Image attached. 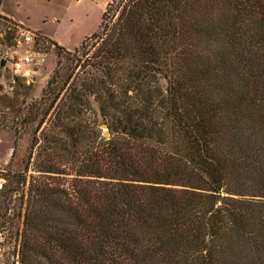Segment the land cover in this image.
I'll return each instance as SVG.
<instances>
[{
	"label": "trees",
	"instance_id": "obj_1",
	"mask_svg": "<svg viewBox=\"0 0 264 264\" xmlns=\"http://www.w3.org/2000/svg\"><path fill=\"white\" fill-rule=\"evenodd\" d=\"M52 43L40 124L70 91L110 136L42 149L20 264H264V0H111L74 51Z\"/></svg>",
	"mask_w": 264,
	"mask_h": 264
},
{
	"label": "rangeland",
	"instance_id": "obj_2",
	"mask_svg": "<svg viewBox=\"0 0 264 264\" xmlns=\"http://www.w3.org/2000/svg\"><path fill=\"white\" fill-rule=\"evenodd\" d=\"M111 0H2L3 12L22 26L42 36L45 61L39 68L34 82L26 84L18 81L13 89L0 84V160L2 164L9 162L7 171V190H16L14 195L6 198L0 193V264H20V234L24 221V210L27 192L32 181L41 173L37 166L43 156L42 149L50 152V146L57 147L63 154L62 147L72 151L74 145L80 149L97 146L100 137H109L110 130L102 120V104L93 96L81 100L70 98V91L62 93L54 107L49 109L44 122L40 119L44 112L38 108L43 102L49 106L50 101L43 91L46 89L58 62L57 43L67 50L74 49L98 30L103 13ZM48 43V44H47ZM77 74L81 66L77 62L66 63ZM76 66V67H75ZM165 71L160 73L159 97L156 103L165 105L167 96V80ZM75 75L70 80L72 82ZM68 88V85H67ZM69 99L74 109L68 107ZM82 99V100H83ZM103 124L106 126L104 127ZM104 132L109 135L105 136ZM79 139V142L76 141ZM61 170L66 173L75 172L72 168L74 159L64 155L59 160ZM50 180L52 175L44 173ZM58 176V175H57ZM72 175L62 174L56 177L65 183ZM17 178L21 179L18 183ZM26 178V182L24 181ZM34 182V181H33ZM25 194V196L23 195Z\"/></svg>",
	"mask_w": 264,
	"mask_h": 264
},
{
	"label": "built area",
	"instance_id": "obj_3",
	"mask_svg": "<svg viewBox=\"0 0 264 264\" xmlns=\"http://www.w3.org/2000/svg\"><path fill=\"white\" fill-rule=\"evenodd\" d=\"M44 41L42 36L0 14V84L13 89L18 81L34 82L47 54L41 51ZM9 164L0 160V193L8 187Z\"/></svg>",
	"mask_w": 264,
	"mask_h": 264
},
{
	"label": "crops",
	"instance_id": "obj_4",
	"mask_svg": "<svg viewBox=\"0 0 264 264\" xmlns=\"http://www.w3.org/2000/svg\"><path fill=\"white\" fill-rule=\"evenodd\" d=\"M2 9H3V8H1V4H0V14H2V15H4V16L8 17V16L6 15V13L3 12ZM8 18H10V17H8Z\"/></svg>",
	"mask_w": 264,
	"mask_h": 264
},
{
	"label": "water",
	"instance_id": "obj_5",
	"mask_svg": "<svg viewBox=\"0 0 264 264\" xmlns=\"http://www.w3.org/2000/svg\"><path fill=\"white\" fill-rule=\"evenodd\" d=\"M103 126L105 127L106 125H105V124H103ZM104 135H105V136H108V135H109V133H108V132H104Z\"/></svg>",
	"mask_w": 264,
	"mask_h": 264
}]
</instances>
